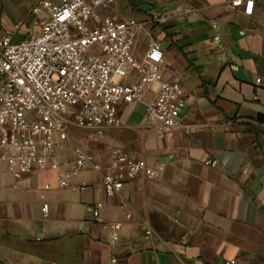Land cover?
Here are the masks:
<instances>
[{"label": "crops", "instance_id": "0c3cea01", "mask_svg": "<svg viewBox=\"0 0 264 264\" xmlns=\"http://www.w3.org/2000/svg\"><path fill=\"white\" fill-rule=\"evenodd\" d=\"M36 1L0 0V37L38 34L46 14H31ZM231 1L115 0L97 10L87 25L140 24L131 46L139 63L151 41L160 44L162 79L178 80L185 102L178 126L158 135L142 122L143 105L122 106L119 128L71 131L50 159L55 168L15 176L0 164V264H264V0H253L251 15ZM137 81L131 69L121 80ZM156 91L148 87L146 99ZM75 147L101 170L87 163L59 187ZM113 150L157 176L125 181L107 199L101 178L113 172Z\"/></svg>", "mask_w": 264, "mask_h": 264}, {"label": "built area", "instance_id": "2783aa9c", "mask_svg": "<svg viewBox=\"0 0 264 264\" xmlns=\"http://www.w3.org/2000/svg\"><path fill=\"white\" fill-rule=\"evenodd\" d=\"M114 2L59 0L52 4L37 0L31 14H46L39 33L19 42L12 40L13 31H5L0 37V164L9 173L20 176L34 166L42 170L55 168L50 159L60 144L68 142L71 131L100 136L106 130L119 128L118 111L122 106L143 105L142 122L158 135L178 126L185 102L178 80L162 79L160 44L150 42L145 55L147 64H142L131 52L139 23L105 18L96 26L87 25L96 19L99 8ZM253 3L232 0L230 6L242 7L244 15H251ZM151 22L165 24L167 17L153 16ZM212 42L219 45V37L214 36ZM129 69L138 73V81L124 84L121 80ZM153 85L157 86L156 96L147 100L148 87ZM73 152L74 163L70 172L59 176V187H66L69 178L87 163L93 170H101L80 148L75 147ZM111 158L113 172L101 178L107 199L115 197L125 181L157 176L155 170L119 150L111 151ZM213 164L206 161V165ZM219 165L225 166V160ZM100 208L97 203L92 211L98 222ZM46 210L43 206L42 211ZM109 229L110 237H116L118 224L109 225Z\"/></svg>", "mask_w": 264, "mask_h": 264}]
</instances>
